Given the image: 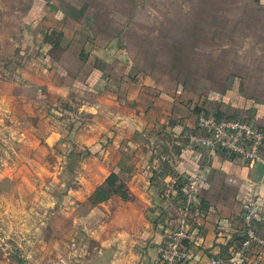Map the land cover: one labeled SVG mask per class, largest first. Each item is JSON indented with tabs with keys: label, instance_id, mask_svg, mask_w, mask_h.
Instances as JSON below:
<instances>
[{
	"label": "crops",
	"instance_id": "obj_1",
	"mask_svg": "<svg viewBox=\"0 0 264 264\" xmlns=\"http://www.w3.org/2000/svg\"><path fill=\"white\" fill-rule=\"evenodd\" d=\"M250 4L264 11V0ZM99 5L0 0V125L20 123L77 169L53 223L66 264H160L165 236L182 219L184 184L198 175L191 264L228 257L247 201L264 213V164L192 147L189 135L202 113L264 130V91L251 92L242 76L206 92L171 72L161 80L120 47L121 30L100 24Z\"/></svg>",
	"mask_w": 264,
	"mask_h": 264
},
{
	"label": "rangeland",
	"instance_id": "obj_2",
	"mask_svg": "<svg viewBox=\"0 0 264 264\" xmlns=\"http://www.w3.org/2000/svg\"><path fill=\"white\" fill-rule=\"evenodd\" d=\"M92 1L100 24L121 30L120 47L161 80L171 72L206 92L242 76L251 92L264 91V11L252 0ZM174 40L184 57L174 56ZM37 143L12 119L0 125V264H66L64 234L53 223L77 169Z\"/></svg>",
	"mask_w": 264,
	"mask_h": 264
},
{
	"label": "built area",
	"instance_id": "obj_3",
	"mask_svg": "<svg viewBox=\"0 0 264 264\" xmlns=\"http://www.w3.org/2000/svg\"><path fill=\"white\" fill-rule=\"evenodd\" d=\"M203 134V135H202ZM189 145L212 152L222 151L243 158L250 167L264 164V130L245 118H215L199 115L195 133L189 135ZM201 176L186 180L181 199L182 219L170 229L160 249V264H191L193 255L187 244L192 238L191 221L201 214ZM172 186L166 191L172 198ZM242 239L228 257L211 256L200 264H264V213L257 200H249L241 216Z\"/></svg>",
	"mask_w": 264,
	"mask_h": 264
},
{
	"label": "water",
	"instance_id": "obj_4",
	"mask_svg": "<svg viewBox=\"0 0 264 264\" xmlns=\"http://www.w3.org/2000/svg\"><path fill=\"white\" fill-rule=\"evenodd\" d=\"M263 165V163H259L258 165H257V167H260V166H262Z\"/></svg>",
	"mask_w": 264,
	"mask_h": 264
}]
</instances>
